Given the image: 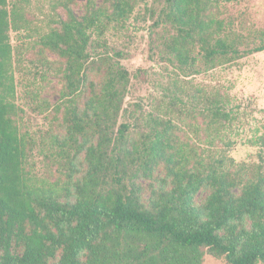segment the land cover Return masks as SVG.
<instances>
[{"label": "trees", "instance_id": "trees-1", "mask_svg": "<svg viewBox=\"0 0 264 264\" xmlns=\"http://www.w3.org/2000/svg\"><path fill=\"white\" fill-rule=\"evenodd\" d=\"M45 1L53 25L39 44L62 59L67 182L38 184L24 172L9 33L29 19L25 0H0V264H201L205 253L226 264H264V155L236 162L228 154L231 99L188 79L263 51L264 28L235 27L212 12L234 0H164L154 24L176 73L153 101L148 130L130 140V124L118 123L129 72L108 55L106 34L123 27L134 3L85 0L77 15L73 0ZM87 68L103 74L100 85L86 83ZM178 121L201 134L200 144L179 139ZM248 142L264 147V134ZM81 152L87 167L72 181ZM160 166L169 187L144 202L135 181ZM201 189L208 195L196 203Z\"/></svg>", "mask_w": 264, "mask_h": 264}, {"label": "rangeland", "instance_id": "rangeland-1", "mask_svg": "<svg viewBox=\"0 0 264 264\" xmlns=\"http://www.w3.org/2000/svg\"><path fill=\"white\" fill-rule=\"evenodd\" d=\"M25 1L29 19L27 28L19 33H9L15 102L19 108L17 122L27 142L24 172L31 181L38 184H64L67 182L68 171L66 150L59 147L60 140L66 136L60 106L63 101L62 74L59 70L62 59L39 44L40 36L50 24L53 25V15L45 0ZM130 1L134 3L130 17L123 27L111 29L106 34V40L108 55L129 72L124 110L118 123H129V138L137 140L140 133L148 130V120L157 112L153 101L160 95L162 85L176 72L162 57L159 43L162 28L154 24L164 6V0ZM84 3L85 0H73L70 7L74 13L81 15ZM57 12L64 16L61 8ZM212 12L219 18H230L235 27L243 25L248 29L264 28V0H234L221 4ZM85 74L86 83L100 85L103 80L102 73L90 68L85 70ZM188 79L192 84L215 87L221 93L228 94L236 113L234 128L229 133V138L235 142L228 154L236 162L258 163L259 152L264 155V147L252 145L248 141L264 134V50L245 56L233 64L219 65L209 71L194 74ZM87 95L88 91L85 90L79 98V108H83ZM186 120L193 121L191 118ZM196 123L199 124V120ZM176 125L175 132L179 139L200 144L201 134L182 121L176 122ZM73 163L78 169L72 177V181H75L82 177L87 167L84 152L78 154ZM135 182L142 186L144 202L152 196V191L163 186L169 187V179L161 166L153 171L152 178H138ZM207 195L208 190H199L195 195L196 203H202ZM201 264L226 262L205 253Z\"/></svg>", "mask_w": 264, "mask_h": 264}]
</instances>
